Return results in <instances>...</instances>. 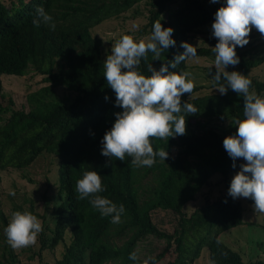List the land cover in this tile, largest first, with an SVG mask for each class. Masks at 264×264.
I'll return each mask as SVG.
<instances>
[{"label":"trees","instance_id":"1","mask_svg":"<svg viewBox=\"0 0 264 264\" xmlns=\"http://www.w3.org/2000/svg\"><path fill=\"white\" fill-rule=\"evenodd\" d=\"M222 3L0 0V76L19 78L33 73L42 77V85L26 93L24 106L17 107L10 96L0 93V180L3 173L12 171L24 186L33 183L31 169L45 158L46 174L56 183L53 192L41 196V214L34 211V199H28L15 182L11 186L13 195L0 196V264L41 260L44 252L58 246L62 249L53 264H143L149 256L155 264L165 259L166 264H194L203 250L208 252L210 264H245L237 251L218 238L243 224L240 197H230L227 188L229 176L244 161L237 158L233 168L222 146L223 138L235 133L232 121L243 118L240 95L230 89L221 95L213 82L208 89L193 82L192 92L182 94L181 103L186 101L198 111L185 115L183 135L169 137L166 142L150 137L154 151L168 152L165 161L157 158L151 167H136L127 155L121 161L100 153V140L120 108L114 106V92L103 77L102 41L92 30L144 4L146 23L138 31V38L146 39L153 22L160 20L162 27L173 29L176 41V46L163 50L159 59H153L150 52L141 59L137 71L147 76L149 64L158 69L181 53V42L197 49L192 58L214 61L211 46L216 38L210 25ZM37 5L53 17L55 30L43 24L33 26ZM250 37L253 39L246 45L235 49L239 63L226 69L243 74L251 81L250 91L264 97V79L250 76L253 69L264 64V36ZM189 59L169 71L191 73ZM202 90L211 91L202 94ZM89 170L101 175L104 191L98 195L123 204L120 223H111L110 217H101L87 198H78L75 182ZM214 175L221 177L215 187L211 179ZM207 187L201 204L187 213L186 204L195 202ZM214 193L218 194L216 198L211 196ZM248 202L252 206L250 198ZM14 211L30 212L40 220L42 230L35 243L14 249L6 242L3 228ZM158 212L172 213L171 230L155 222ZM142 243L149 249L139 256ZM133 252L135 262L129 259ZM23 253L27 254L26 261Z\"/></svg>","mask_w":264,"mask_h":264},{"label":"clouds","instance_id":"2","mask_svg":"<svg viewBox=\"0 0 264 264\" xmlns=\"http://www.w3.org/2000/svg\"><path fill=\"white\" fill-rule=\"evenodd\" d=\"M211 2L216 3L217 0ZM213 17L210 28L216 43L211 46V51L216 71L212 73L209 69L210 79L221 95L230 89L243 98V118L232 121L235 133L222 140L224 150L233 161V168L237 158L244 161L231 177L227 194L233 199L250 198L253 210L264 213V97L250 91L251 81L243 74L225 70L227 66L239 63L235 49L249 42L252 28L264 36V0H223ZM32 24L36 27L47 25L50 30H55L53 17L41 5L34 9ZM172 32L171 27H162L158 20L153 22L146 39L135 40L124 34L111 46L110 54L103 61V77L113 90L114 106L120 111L114 113L111 127L100 140L101 155L121 161L127 155L136 167H151L157 158L165 161L168 152L165 149L154 151L150 137L166 142L169 137L183 135L185 115L198 111L186 101L181 103L182 94H190L193 90L191 73L169 71V68L176 69L182 61L196 56L197 49L191 44L181 42L183 51L175 54L167 64L162 63L158 69L149 64V75L137 71L147 53H152L153 59H159L163 50L176 46ZM75 191L78 198H87L101 217H110L113 224L120 223L124 206L98 195L104 189L101 175L96 171L83 172L75 182ZM41 230L38 218L27 211H14L3 228L6 242L14 249L35 243ZM129 259L135 262L136 254L130 253ZM150 262L155 264L151 256L144 259L143 264Z\"/></svg>","mask_w":264,"mask_h":264},{"label":"rangeland","instance_id":"3","mask_svg":"<svg viewBox=\"0 0 264 264\" xmlns=\"http://www.w3.org/2000/svg\"><path fill=\"white\" fill-rule=\"evenodd\" d=\"M146 11L147 7H145L144 4H138L120 18L110 19L92 30V34L99 37L102 41L103 60H105L107 54H110L111 46L114 45V43L120 38L121 35L128 34L135 40L143 39L138 38L137 35L138 31L146 23ZM133 25H135L136 27L133 28ZM256 34L260 33L256 29L252 28L249 32L248 39H253V37L250 36H254ZM188 61L190 66H193L191 71L192 81L195 84H203L204 88L208 89L207 87L210 86V84L213 82L210 79L211 74L209 73V69L211 68L212 73L216 71L213 61L204 58H191ZM198 67L201 68L197 69ZM225 70L228 71L227 69ZM250 76L258 78L260 80L264 79V64L253 69ZM41 80V76L35 75L33 73L19 78L12 76H0V93L5 94L6 96H10L17 107H20L22 105L24 106L26 101V93L41 86ZM222 82L223 81H221V83ZM210 91L202 90L201 93L204 94L205 92ZM212 91H214V89ZM46 165L47 161L45 160V158L39 159L36 162V165L31 169L33 183H29L25 186L23 185V182L18 179V175L16 173H13L12 171L3 173L0 180V196L2 195L1 197H4L9 193H13V188L11 186L15 182V186H17V188H21L23 189V191H25V195L28 196V199H34V201L36 202L34 204V211L41 214L43 207L41 196L44 193L47 194L53 192L56 186L54 178L46 174ZM238 170L239 168H237V171ZM233 175L234 173L229 176V181ZM219 178L221 177L218 175H214L211 178L212 180L214 179L212 182V185L214 187L216 186V183L219 182ZM220 187L221 186H218V188L214 189V192H217ZM207 191L208 187L204 188L201 191V194H203L202 196L200 194L198 195L199 197L195 202L186 204L185 210L187 213H191L192 210H194L201 204V199H203L202 197L205 193H207ZM18 194L21 195V192H19ZM213 195V198H216L218 194H211V196ZM239 200L244 209L242 216L243 224L238 227L232 228L223 234H220L218 238L222 243L237 251L241 255L245 264H250V262L253 260L264 261V213L254 211L252 206L248 202V198L240 197ZM26 206H28V204H26ZM5 208L6 210L9 209L8 204L5 205ZM154 217L156 223L162 224L161 226L163 228L171 230V224L174 218L172 213L158 212ZM140 247L141 250L139 251V256H142L144 253H147L146 249H149V247L145 246L144 243H142ZM34 248L36 249L38 248V246ZM61 249V246H58L54 251L44 252L41 260H38L36 258V260L31 262L26 261L25 257L27 256V254L24 253L22 259L23 261H26L25 264H43L45 262L53 264L55 261L54 258L60 254ZM166 263L167 259L163 260L159 264ZM194 264H210L208 252L206 250H203Z\"/></svg>","mask_w":264,"mask_h":264}]
</instances>
